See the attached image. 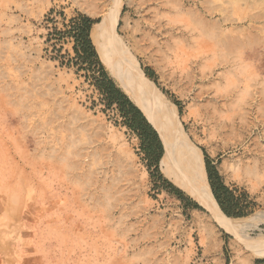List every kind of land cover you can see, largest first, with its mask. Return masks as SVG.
Here are the masks:
<instances>
[{
  "label": "rangeland",
  "instance_id": "obj_1",
  "mask_svg": "<svg viewBox=\"0 0 264 264\" xmlns=\"http://www.w3.org/2000/svg\"><path fill=\"white\" fill-rule=\"evenodd\" d=\"M114 1L0 0V264H264V0ZM113 12L123 52L101 57L91 31ZM78 14L98 20L99 60L149 122L157 99L178 115L244 235L183 186L187 155L162 167L158 133L156 169L107 106L68 33Z\"/></svg>",
  "mask_w": 264,
  "mask_h": 264
},
{
  "label": "bare ground",
  "instance_id": "obj_2",
  "mask_svg": "<svg viewBox=\"0 0 264 264\" xmlns=\"http://www.w3.org/2000/svg\"><path fill=\"white\" fill-rule=\"evenodd\" d=\"M117 4L118 2L116 1L115 6H117ZM117 8L119 9V7ZM115 17L116 14L114 12L105 14L102 20L99 23L95 24L92 28L91 37L101 57H105L110 48L116 49L118 53L123 52L121 47L122 45L120 44L121 43L120 38L118 36L119 34L115 33L116 32ZM145 79L148 82V79L147 78ZM133 81L135 82L134 78L130 80V78L128 79L127 77L126 85L127 87L129 86L131 89L134 90L135 85ZM148 85L156 89V87L150 81ZM140 98L142 102L143 100L146 101V99H143V97ZM151 101L153 100L151 99ZM153 102L152 104L148 103L149 105L147 104V107L146 106L145 107L147 108L146 111L148 116L150 117V120L152 121V124L154 125L159 135L161 136L165 148L164 155L161 160L162 167L170 169L172 168L171 166H173V163L175 164V162L178 161L179 157H182V155L184 156V154H185L184 157L188 156L189 158L188 162L191 165L192 169L189 178H187L189 179V182L183 185L188 191V193L192 196L194 200H196L208 211L210 219L221 229L232 234L235 237H239L243 233L245 234V231H247L246 229L252 226V222L249 223H243V221L242 223L236 222L231 218H229L223 212L209 185L207 178L208 175L205 169L204 161L201 157L202 154L198 149H196V151L195 149L194 150L190 149L189 143L186 142L187 138L184 134V130L182 129V126L178 122V118H177L178 115L174 114L175 115L174 116L168 113L167 108L165 107V104L162 101L159 100L158 102L157 99L155 103ZM152 105H154L155 107L154 111L156 113L151 112L152 109L150 108L153 107ZM262 214L260 213L258 215L260 216ZM256 218L257 217H255V219ZM260 238H257V240L254 241L257 242L260 240Z\"/></svg>",
  "mask_w": 264,
  "mask_h": 264
},
{
  "label": "trees",
  "instance_id": "obj_3",
  "mask_svg": "<svg viewBox=\"0 0 264 264\" xmlns=\"http://www.w3.org/2000/svg\"><path fill=\"white\" fill-rule=\"evenodd\" d=\"M97 21L98 20L84 14H78L70 20L71 24L68 33H70L75 39L74 49L77 53V57L80 58L83 63H92L95 61L99 64L100 73L95 81L96 88L104 96L107 106L110 107L114 104L118 106L123 115L126 117L129 127L135 130L141 138L142 147L147 155V158L151 160L152 164L156 166V169H158L160 159L163 155V145L158 136V132L143 114L141 109L136 106L134 102H132V100L121 88L117 86L114 79L110 77L104 65L99 60L98 53L90 37L91 27ZM145 70L148 75H152L148 69ZM216 173V177L219 181L213 185L214 196L221 209L230 218L231 216H241V213H234L232 211V209H234V201L230 195L229 188L223 184L218 172ZM163 181L165 184L168 183V186L173 188V191L182 197V190L173 186V184H170L167 180L163 179ZM191 205L193 207H199L196 203H191ZM231 219L239 220L235 218Z\"/></svg>",
  "mask_w": 264,
  "mask_h": 264
},
{
  "label": "flooded vegetation",
  "instance_id": "obj_4",
  "mask_svg": "<svg viewBox=\"0 0 264 264\" xmlns=\"http://www.w3.org/2000/svg\"><path fill=\"white\" fill-rule=\"evenodd\" d=\"M215 180V182H217V180L216 179H214ZM212 181H213V179H212Z\"/></svg>",
  "mask_w": 264,
  "mask_h": 264
},
{
  "label": "water",
  "instance_id": "obj_5",
  "mask_svg": "<svg viewBox=\"0 0 264 264\" xmlns=\"http://www.w3.org/2000/svg\"><path fill=\"white\" fill-rule=\"evenodd\" d=\"M154 127V126H153ZM155 128V127H154ZM156 130V129H155ZM157 131V130H156Z\"/></svg>",
  "mask_w": 264,
  "mask_h": 264
}]
</instances>
